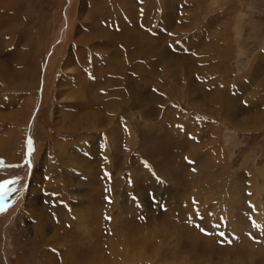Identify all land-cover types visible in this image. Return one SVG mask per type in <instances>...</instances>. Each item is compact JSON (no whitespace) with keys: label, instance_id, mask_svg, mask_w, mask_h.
Wrapping results in <instances>:
<instances>
[{"label":"rangeland","instance_id":"1","mask_svg":"<svg viewBox=\"0 0 264 264\" xmlns=\"http://www.w3.org/2000/svg\"><path fill=\"white\" fill-rule=\"evenodd\" d=\"M81 1L0 0L1 45L8 43V49L16 52L33 48L28 63L8 62L6 84L0 78V98H7V126L0 129V210H4L0 264H264V127L235 129L224 122L223 113L209 116L192 106L194 98L220 89V98L238 96L244 110L256 107L249 91L259 77L245 72L264 54V0H126L131 8L125 0H86L88 14L104 2L95 21L107 18L109 26L112 19L118 23L117 8L126 7L131 11L129 32L142 30L150 36L148 41L179 58L192 57L197 46L221 48L224 40L234 52L230 70L214 88L206 79L212 72L197 74L196 67L182 58L172 67L161 62L160 73L159 60L132 61L118 42L97 38L95 43L86 44L89 39L79 43L84 70L92 62L100 63L103 55L112 58L109 66L116 61L127 66L128 92L135 98L131 106L115 109V117L103 123L109 128L100 124L63 141L53 116L56 81L62 62L70 58L74 63L69 51L75 43V26L82 23L90 34L103 26L101 32L108 29L91 25L92 18L86 22L78 18ZM194 8L198 11L192 12ZM4 12L9 16L5 18ZM67 13L65 34L70 39L59 42L60 33L54 36L56 62L41 88L39 77L51 55V43L38 70L46 50L42 46ZM169 13V19L175 17L174 25L181 21L191 28L175 30L178 44L164 38ZM111 27L109 32L116 34L118 28ZM155 35H162L158 40L163 41ZM144 43L130 50L134 53ZM103 44L113 53H98ZM216 58L214 54L210 61ZM105 67L99 71L107 78L110 71ZM261 67L259 75L264 62ZM85 79L87 85L81 87L85 98L101 97L96 87L102 79L97 78L98 83L93 77ZM135 83L142 86L141 94L132 92ZM15 110H20L22 119L16 123L10 118ZM65 146L69 154L58 157Z\"/></svg>","mask_w":264,"mask_h":264},{"label":"bare ground","instance_id":"2","mask_svg":"<svg viewBox=\"0 0 264 264\" xmlns=\"http://www.w3.org/2000/svg\"><path fill=\"white\" fill-rule=\"evenodd\" d=\"M68 1H69L68 3L70 4L71 0H68ZM85 1L86 0H82L81 1V6L78 9H76V10H78V15H79L78 18H84L83 22L89 21L92 18V20L90 21L91 25L96 26V28H97V25H98V28L100 26L102 27L103 25H105V26L108 27V29H107L108 32L107 31L105 33L103 32V31H105V29L103 30L104 26H103L102 29H99L98 32H95L93 30L91 33L94 32V34H90L89 33L90 29H89L88 32H86L87 30H85V27L82 25V23H78L75 26V38H74L75 39V43L73 42L74 44L72 45L71 51H69V56L74 60L73 61L74 63H72L70 61V58H68L64 62H62V65H63L62 73H61V75L59 76V78L56 81L57 101H56V106H55V109H54V112H53V116H54L55 126L57 127L58 132L61 133V136L63 137V141L64 140H69V139H74L75 137H78V136L81 137L82 134H87V133L91 132L92 130H94V128L100 126V124L103 127H107V125L109 123L108 124H103V123L106 122V121H109V120L111 121L115 117V112L118 111V110H115V109L117 107H121L123 109V108H127L129 105L131 106L132 105V100H134L133 98H135V97H132V95L129 93L130 91L128 92V90H130V84L129 83L131 81V78H130V76L129 77L127 76V66H125L123 64H118V63H116L117 61L115 62V64L109 66L110 63L113 62L112 58H108L109 56L103 55V54L109 55V52L111 51L109 46H105L104 44L102 46H99L97 48L98 53L103 55L102 58H101V62L100 63L99 62L98 63L92 62L93 66H88V69L84 70V67H85L84 61H83L84 58L81 57V56H78V48L77 47H78L79 43H82V42L86 41L87 39H89V40L86 42V44H91L92 42L95 43V39H97V38H100V40L103 39V41L104 40H106V41L109 40L112 44L118 42V44L123 46L124 49L127 51L126 57L128 59H131L132 61L141 59L140 61H148V60H150V62L155 61V63H156V61L159 60L160 64H158V66H159L158 68L160 70L158 69V72L160 71V73H161V68H162L161 62H163V63L166 62L167 66H169V67L170 66L172 67V66L180 65L183 62L180 59L182 57L179 58V55L170 54V52L168 53L167 52L168 50H165L164 47L159 48L160 47L159 44H158L159 45V47H158L157 44L156 45L154 44V42L151 43L150 41H148L147 40L148 38L146 36H149V35L142 34V32H141L142 30H140L139 28H138L139 30H137V31L136 30L134 31V29H133V32H129L127 30V28H126V25H128L129 27L132 25V24L131 25L128 24V22L130 21L128 18L131 17V13H130L131 11H128L126 7L123 8V9L117 8L118 11H117L116 18L118 19V23H116L115 19H112V20L110 19L111 20V25H113L116 28H118V31L116 30L117 33L115 34V33H112L113 31L109 32V30L111 31L112 27H111V25L109 26V24L107 25L105 23L106 21H108L107 18L102 17L101 18V22H98V23H96V21H95L96 14H98V12L101 10V8L104 7V5H105L104 2H102L103 5H101V7L99 6V8L96 10V12H94V13L92 12L93 14H88V12L90 13V10H89L90 9V5L88 4V2L86 3ZM122 1H124V0H122ZM128 6H129V3H128ZM169 6L170 5L168 3L167 7H169ZM129 7L131 8V6H129ZM196 7H197V5H196ZM130 10H132V9H130ZM194 11H198V9L197 8L192 9V12H194ZM4 13L6 15L5 18L7 16H9L8 13H6V12H4ZM134 13H135V11H134ZM169 15H170V13L169 14H165V17H167L166 20L168 19L167 23L163 19V21L166 23L164 30L168 33V35H167V37H164V35H165L164 31H163L164 34H162V35L167 40V42L177 43V42H175V39H177L176 38L177 34H175V32H176L175 30H177L176 33H179V32L181 33L182 29L190 30L191 28L189 29L187 25L184 26L185 23L182 24L181 21H178L176 23L177 26L174 25L173 24L174 23L173 20H174L175 17L173 16L172 18L169 19L168 18ZM66 16H67L66 19L64 21H62V23L59 25V28H58L57 32L56 31H55V33L53 32L48 37L49 40L47 41V43H45L46 42L45 41L44 45L43 46L41 45L42 48L43 49L46 48V50H45V52L42 55L41 67H39L40 69L38 68V70H41V68L43 67V60H44L45 54L47 53V47H48L47 45H49L51 43L50 46H49L50 47L49 50H50L51 55L49 54V57L47 59V62H46L45 68H44L43 77L42 78L39 77L41 79V88H45L46 87L48 74L50 73L51 67L56 62V58L53 57L54 56L53 47L56 45L55 44L56 39L54 40V36L57 33H60L59 36H58V40H57L59 42H61L62 39L64 41L68 42V40L70 39V37H68V32H67V34H65V31H66V29L68 27V24H69L68 23V19H67L69 17L68 13L66 14ZM132 19H133V17H132ZM144 19H146V18H144ZM134 20L136 21V18H134ZM212 22H213V20H212ZM134 26H137V25H134ZM139 26H140V24H139ZM192 27H193V33L196 32L195 29H194V26H192ZM88 28H90V26ZM155 29L157 30L156 27H155ZM101 30H103V31L101 32ZM161 32H162V30H161ZM193 33H192V35H193ZM222 33L223 32H221V34ZM8 34H10V33H8ZM11 34L14 35L15 33H11ZM162 35L160 37L155 35L156 40L159 41V42H162L163 40H158L159 38L163 39ZM7 36H9V35H7ZM13 38H15V36H13ZM196 38H197V41H198L199 38L198 37H196ZM11 40H12V38H11ZM53 40H54V42H52ZM100 40L97 41V42L99 43ZM146 40L149 43H147ZM9 41H7V42H9ZM25 41L26 40H24V42ZM59 42H58V44H59ZM194 42L195 41L193 39V43ZM101 43H104V42H101ZM143 43H144V45H143V47H140L141 48L140 50H134V53L132 52V50H130V47L139 46L140 44H143ZM155 43H156V41H155ZM171 43H169V44H171ZM153 44H154V46H153ZM0 45H1V42H0ZM20 45H21V43H20ZM208 45H209V43H208ZM228 45H229V47L226 46V40H224V41H222V45H220L221 48L220 47L219 48H213V47L210 48V47H205V46H204V48H201V46H197L198 49H197L196 52H194V55L192 57H189V56L186 57L185 56L182 59H184V61H188L187 63H191V67L192 68L195 66L197 74L198 73L212 72V74H206V79H207L208 86L215 88L216 81L220 80L222 77H224V74L226 73L227 70H230L229 69L230 68V64H229L230 63L229 62L230 59L229 58H230L232 52H234V49H232L230 47V44H228ZM8 46L9 45L7 43V44H2L1 47H0L1 48L0 49V58L3 60V61H1V59H0V78L2 79V81L5 84H6V78H7L6 75L10 76L9 70H8V65H7L8 62H12L13 61L16 64V66H17L18 63H22L23 65H24V63H28V58H29L30 52L33 49L32 47H30L29 50H28L27 49L29 47L28 46L27 48H24V49L28 50L27 52H25V50H24V52H25L24 53L22 51H19L18 49H17L18 52H16V49H15V51H11L10 49H8L9 48ZM13 48H14V46H13ZM175 48L177 49L178 47L175 45ZM195 48H196V45H195ZM111 52L113 53V50ZM235 53H236V51H235ZM41 54H42V52H41ZM214 54L217 55L216 60L210 61V57L214 56ZM118 56H119V54H118ZM117 58H119V57H117ZM203 62H204V65H203ZM263 62H264V54L260 53V56L258 58H255V62L252 65V67H250L245 72V73H251L252 78L259 77V83L255 86V89L252 90V91H249V92L252 93L251 96H252L253 100H257V103L256 104L254 103L255 105L253 104L256 107H253L250 110H246V109L244 110L243 109L244 107L242 108V106H244L245 104L244 103H243L244 105L241 104L242 100H240L241 99L240 97L237 96V97L233 98L232 100H228V101L224 100V99L220 98V95H218V93L221 92L220 89H218L220 92L219 91H214L212 93V95H208V96L204 95L201 98H199V97L194 98V102H193L192 106L195 109H197V110H199V109L204 110L209 116L210 115H214V116H218L219 115L220 116L219 113H223V116H222L223 118L222 119L224 120V122L228 126H230L232 128H235V129L251 130V129H257V128L264 127V71H262L261 75H259V72H258L260 70V68L261 69L263 68V67H261V64ZM9 65H12V64L9 63ZM104 66H106L109 69V71H110L109 74H105L107 76V78L102 76L101 72L99 71L101 69V67H104ZM106 67L104 69H106ZM169 67H167V68H169ZM192 68H191V71H192ZM16 69H17V67H16ZM107 72H105V73H107ZM84 76L87 79L88 78L90 79L92 77L95 78L97 80V83H98V79L97 78H101L102 79V81L101 82L99 81V84L96 87L97 91L101 94V97H98L96 94H94V96L92 97L91 101L88 100L90 98V96L87 99L85 98V96H84V92L85 91L81 87L84 88L83 84L85 85V83H83V82L87 83L88 80H86ZM39 78L37 79V82H40ZM72 78H74L75 81H72L73 80ZM154 78L152 77V79H154ZM147 82L150 83V81H147ZM192 82H191V84H192ZM219 84H220V82H219ZM247 85H248V83H247ZM142 89H143L142 86L140 84H137V83L133 84V86H132V90H133L132 92H137V93L141 94L142 92L140 90H142ZM3 90H5V89H3ZM228 90H226V93L229 92ZM238 93H240V92H238ZM44 95H45V93H44ZM44 95H43V97L41 96V101L43 99L42 103L45 100ZM9 96H10V94H9ZM5 99H7V98L6 97L0 98V129H2L4 126H7V124H5L7 122H6V119H5V112H4V109H5L4 100ZM192 99H193V97H191V101H192ZM260 103H262V104H260ZM104 104H105L106 107H101ZM29 110H31V109L29 108ZM233 112H237L238 116L235 115ZM30 115H31V113H30ZM10 118H11V122H14V123L22 120L21 119L20 110H15V111L11 112ZM100 128H102V127H100ZM107 128H109V127H107ZM8 132H11V130H8ZM5 134H7V133H5ZM94 139H95V137H94ZM4 140H6V138ZM55 142H57V141H55ZM4 145H5V143H4ZM8 145H9V143H8ZM58 151H60L62 153V155H58L57 154L58 157L59 156L62 157L64 155L69 154V148H67V146L61 147L60 150H58ZM68 166H69V163H68ZM70 166L72 167L71 162H70ZM58 191H60V188H59ZM3 211L4 210H0V213H2ZM39 231H40V229H39Z\"/></svg>","mask_w":264,"mask_h":264},{"label":"snow or ice","instance_id":"3","mask_svg":"<svg viewBox=\"0 0 264 264\" xmlns=\"http://www.w3.org/2000/svg\"><path fill=\"white\" fill-rule=\"evenodd\" d=\"M7 183V182H6ZM201 231H204V229H201ZM220 235H223V233H220Z\"/></svg>","mask_w":264,"mask_h":264}]
</instances>
